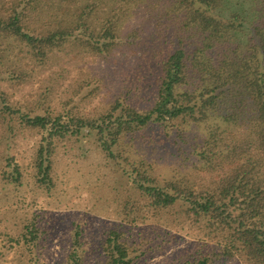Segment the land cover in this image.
Returning a JSON list of instances; mask_svg holds the SVG:
<instances>
[{
	"label": "trees",
	"instance_id": "trees-1",
	"mask_svg": "<svg viewBox=\"0 0 264 264\" xmlns=\"http://www.w3.org/2000/svg\"><path fill=\"white\" fill-rule=\"evenodd\" d=\"M26 1L0 19V35L43 63L73 45L103 58L119 47L139 46L140 29L129 32L122 24L143 5L156 21L143 51L149 65L156 62L150 108L121 99L96 116L71 110L31 114L9 103L1 108L4 119L16 114L7 122L12 131L19 123L41 134L34 157L38 181L53 184L58 140L86 130L108 157L124 160V172L153 209L181 202L186 217L220 245L211 254L171 264H219L236 256L241 264H264V0H110L103 17L99 1L55 0L74 5L66 6L69 20L40 33L27 20L41 0ZM150 127L173 138L188 171L178 168L161 178L122 145L128 136L132 142L145 138ZM14 169L10 176L18 181V165ZM81 234L75 227L70 264H82ZM25 237L37 238L35 224L27 226ZM102 249L105 264L134 262L123 229H110Z\"/></svg>",
	"mask_w": 264,
	"mask_h": 264
},
{
	"label": "rangeland",
	"instance_id": "rangeland-1",
	"mask_svg": "<svg viewBox=\"0 0 264 264\" xmlns=\"http://www.w3.org/2000/svg\"><path fill=\"white\" fill-rule=\"evenodd\" d=\"M94 1L100 2L103 17L110 0H85ZM26 2L0 0V19L13 8L21 10ZM69 5L41 0L36 9L28 10L27 22L37 33L55 29L63 18L69 20ZM146 10L141 6L122 24L129 32L140 29L137 42L143 43L114 49L107 58L73 45L56 50L47 62H38L0 35V95L6 97H0V110L9 103L31 114L71 110L96 116L117 99L141 110L150 108L155 100L156 62L149 65L143 51L156 21ZM5 115L4 119L0 114V264H70L75 227L82 231V264H105L102 244L113 228L125 232L133 264L183 262L220 248L186 217L181 202L153 209L124 172V160L108 157L95 135L86 130L58 140L52 155L53 184L40 183L34 157L41 134L19 123L12 131L7 122L16 114ZM144 135L135 142L128 136L122 145L146 160L161 178L178 168L189 170L173 138L161 128L150 127ZM15 165L21 173L18 181L10 176ZM29 224L37 229V238L30 241L25 237ZM218 262L241 264L243 260L236 256Z\"/></svg>",
	"mask_w": 264,
	"mask_h": 264
}]
</instances>
